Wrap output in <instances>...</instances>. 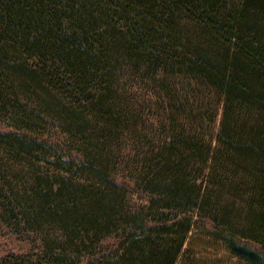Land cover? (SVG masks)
I'll use <instances>...</instances> for the list:
<instances>
[{
  "label": "trees",
  "instance_id": "trees-1",
  "mask_svg": "<svg viewBox=\"0 0 264 264\" xmlns=\"http://www.w3.org/2000/svg\"><path fill=\"white\" fill-rule=\"evenodd\" d=\"M0 264H264V0H0Z\"/></svg>",
  "mask_w": 264,
  "mask_h": 264
},
{
  "label": "rangeland",
  "instance_id": "rangeland-1",
  "mask_svg": "<svg viewBox=\"0 0 264 264\" xmlns=\"http://www.w3.org/2000/svg\"><path fill=\"white\" fill-rule=\"evenodd\" d=\"M6 228L0 224V259L7 254H24L27 252H35L33 249L32 238L35 236L31 233L29 238L16 236L13 234H3ZM180 263V259L176 264Z\"/></svg>",
  "mask_w": 264,
  "mask_h": 264
}]
</instances>
